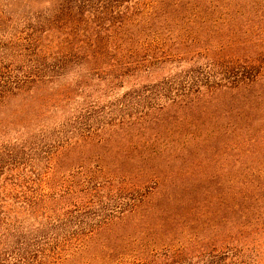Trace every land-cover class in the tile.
<instances>
[{"label":"rangeland","instance_id":"obj_1","mask_svg":"<svg viewBox=\"0 0 264 264\" xmlns=\"http://www.w3.org/2000/svg\"><path fill=\"white\" fill-rule=\"evenodd\" d=\"M29 7L47 13L53 2ZM255 9H231L187 49L185 34L167 35L173 62L115 81L78 70L0 108V142L36 149L55 177L114 180L115 218L63 264H162L166 251L176 264H207L210 252L264 264V233L249 229L264 219V4ZM228 57L255 63L256 81L225 86ZM146 191V204L122 213Z\"/></svg>","mask_w":264,"mask_h":264},{"label":"trees","instance_id":"obj_2","mask_svg":"<svg viewBox=\"0 0 264 264\" xmlns=\"http://www.w3.org/2000/svg\"><path fill=\"white\" fill-rule=\"evenodd\" d=\"M16 1L0 0V108L38 85L78 70L115 81L139 73L144 62H173L174 43L167 35L185 34L179 44L187 49L201 30L214 32L224 26L231 9L256 11L255 5L264 4V0H49L53 2L49 12L33 13L29 5L40 0H22L26 8L22 12L9 10ZM220 62L225 86L249 85L259 76L255 63L232 57ZM36 156L31 146L0 142V264H63L115 218L110 212L114 180L97 184L95 174L82 171L55 177L52 163L43 166ZM125 183L118 184L123 189ZM149 193L129 195L122 213L146 204ZM250 226L257 235L264 233V219ZM168 254L162 264H176L178 253ZM208 258L207 264H251L217 252ZM137 264L158 263L140 259Z\"/></svg>","mask_w":264,"mask_h":264}]
</instances>
